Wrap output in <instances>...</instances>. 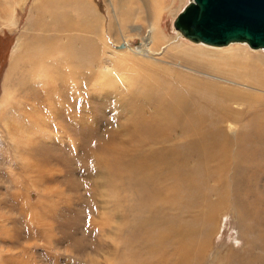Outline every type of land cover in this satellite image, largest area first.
<instances>
[{"label":"rangeland","instance_id":"374dc122","mask_svg":"<svg viewBox=\"0 0 264 264\" xmlns=\"http://www.w3.org/2000/svg\"><path fill=\"white\" fill-rule=\"evenodd\" d=\"M189 1L114 0L128 12L123 38L109 0H88L92 34L37 31L44 0H0V264H160L148 243L196 249L189 264H225L231 252L264 264V138L252 125L264 114V87L223 83L171 57L182 45L218 64L236 55L229 68L249 62L263 74L264 50L236 43L221 55L184 39L173 21ZM157 19L168 46L153 47L151 58L134 55L147 22ZM45 38L58 41L42 50ZM30 47L38 59L26 55ZM41 58L58 80L45 79ZM179 72L246 98L229 112L206 110L186 131L140 125L161 110L157 94ZM240 194L245 211L232 203ZM158 232L169 233V242L152 238ZM182 259L166 254L168 264Z\"/></svg>","mask_w":264,"mask_h":264},{"label":"bare ground","instance_id":"6f19581e","mask_svg":"<svg viewBox=\"0 0 264 264\" xmlns=\"http://www.w3.org/2000/svg\"><path fill=\"white\" fill-rule=\"evenodd\" d=\"M109 1L112 4L113 14H114V18L116 21V26L118 28L117 30L121 31L120 34L124 38V28H125L124 23L126 20L125 16L128 14V12L123 11L120 8V4L115 5L114 0H109ZM159 1L160 0H152L155 6H159ZM42 5L43 6H42V9L40 10L39 15L34 18V22L32 24V28H37L36 29L37 31L56 30L57 32L64 34V33H67V31L69 32V31H74V30L75 31L80 30L83 33H86L88 31L90 32V34L93 33L94 27L90 23L93 21V19L92 20L90 19L89 21L90 13H92L93 10L90 9V6L88 5V0H44V4ZM71 10H73L76 14H73L72 12H70ZM79 12L82 13L81 19L85 25L83 24L77 28L74 23L76 20L74 21V19H76ZM46 18H49L51 20L50 24L49 25L46 24L45 26H42L44 19ZM158 20L159 19H157L154 22L153 21L147 22L148 24L144 27L145 29H147L145 31L146 36H144L141 39L142 45L136 48V52H135L136 54L134 55L145 57V58H151V56L154 54L153 53L154 48H158L161 50L163 47H165L164 45H167L169 43L170 40H161L160 38L158 39V37L162 33L161 23ZM89 25L91 26V28ZM114 28L116 29L114 25H112L111 29L107 28L106 36H109V31L110 32L113 31ZM70 39L72 41L74 40V38H70ZM51 41L56 42L58 40L56 38H55V41L53 39L50 40L49 38H45V41L43 40V42H41V46H40L41 49L44 50V47L46 48V45H48L49 47V43ZM124 42L125 40H123V43ZM73 44L74 43H71L69 46L72 47ZM232 44H236V43H232ZM232 44H229V45H232ZM213 48L220 49V51L218 52L221 55L222 53H228L231 55V52L233 50V47L227 48V49H224L225 47H213ZM119 49H122V48H119ZM235 50H238V49L235 48ZM93 51L94 52L92 53L91 52L88 53L90 57V62H92L93 60L94 61L96 60L95 52L97 51V49L93 48ZM201 51H204V50L199 49V52ZM253 52L254 54H261L260 49L253 50ZM201 53L202 54H198V51H195V48H183L182 45H179L178 47L176 46V51L172 55L171 54L170 55L171 57L175 58L176 61H178V64L180 66H183V67L186 66L185 68H188L189 70H194V71L209 75L212 78L217 79L223 83H229L235 86L239 85L241 87H249V86L264 87L263 85L264 84L263 82L264 72L262 74L259 69L258 71L252 72L254 65H252L251 63L249 62L244 63L245 66H243L242 64H238V66L229 68L230 65L233 63V61L238 59V57L236 58V55L229 56L227 58H222V57L217 58V60L220 61L218 64L216 60L213 61L208 58H204L203 56L205 53L203 52ZM26 55L28 57L33 56L35 59H38V55L35 53L34 48H31V47L28 48V50L26 51ZM238 55L239 54H237V56ZM42 58H41V62L43 63L42 67L45 70V73H44L45 79L46 78L48 79L56 78L55 80H58L56 77L57 75L53 74L54 72L53 69L51 70V65L46 66L44 64L46 63L45 59H42ZM221 62H224V64H222L223 66H221ZM178 79L179 80L177 82H171L168 84V86L161 87L162 89H160L157 94V96L161 98L162 100V106H159L161 107L160 108L161 110L158 111L150 119H147L146 117L142 118L140 121V125H141V122H150L154 124V126L156 127L153 129L155 131L163 130V129L173 130L176 127L177 129L186 131L192 126H194L196 122L199 121L198 122L199 124L201 119L204 120V118L206 117L204 115V112L206 113V110L211 109L212 107H218L220 110L224 112H229L231 111L230 106H235V105L239 106V104H237L238 101L246 98L245 94L236 92L237 90L234 91L232 88L227 87L228 85L223 86V85H218L217 83H214V82L206 81L204 79H197L196 77H192L191 75H188L183 72L178 73ZM47 89L48 88L44 89L43 92H45ZM43 97H44V102H46V100L50 98V96H43ZM53 115H55V113ZM45 118H47V114L45 115L43 119ZM221 119L222 118H218L217 122L219 123ZM254 124H255V130L253 133H256L260 137L264 138V114L263 113L259 117H257L256 122H254L252 125ZM228 127H233V125L229 124ZM207 139L208 138L203 139V140L201 139L202 141H198V142L202 146L206 143ZM189 144L193 145V143H189ZM218 150L220 151L221 149L218 148ZM225 153H227V151ZM156 162H158L159 164L163 163L157 159H156ZM170 166H171V162H170ZM223 178L225 179V177ZM189 194L191 195L192 199H196V200L205 199V197L202 198V195L205 196L204 192L195 193V191H192V192L189 191ZM241 195L242 194H240V196H234L233 197L234 201L232 200V203L235 205H238L239 207L242 206V208H244L243 211H245V209L247 208L246 200ZM185 196L187 195L185 194ZM221 196L223 197L225 195H221ZM223 201L224 203L227 202V200H223ZM188 204L189 202L187 201L186 205ZM213 205L215 204H210V206H213ZM169 235H170L169 233L158 232V233L153 234L152 238H156L159 244H164L165 242H169L170 240ZM148 245L150 246L152 251L157 253L156 255L158 257H155V261L159 262L160 264H168V262L166 261V254L168 252H169V255H172V252L177 253V251L180 254H183V259L178 264H189L190 261L192 260L191 258L198 254L196 249H188V248L183 249L184 253H181L180 250L175 249V248L171 251L170 249H168V247L171 245L170 243H167L165 248H160L158 244L156 243L154 244L148 243ZM226 258L227 257H225V261H224L225 264H250L252 262L251 261L252 259L249 262L246 260H242L239 256L234 255L232 252L229 255V257L227 259ZM143 262L150 263L151 260L148 259ZM143 262L141 260L142 264H144ZM194 263L195 262L191 264H194Z\"/></svg>","mask_w":264,"mask_h":264},{"label":"water","instance_id":"95a60500","mask_svg":"<svg viewBox=\"0 0 264 264\" xmlns=\"http://www.w3.org/2000/svg\"><path fill=\"white\" fill-rule=\"evenodd\" d=\"M173 28L193 43L211 47L244 43L264 50V0H190Z\"/></svg>","mask_w":264,"mask_h":264}]
</instances>
